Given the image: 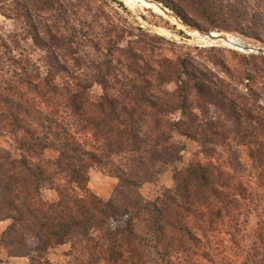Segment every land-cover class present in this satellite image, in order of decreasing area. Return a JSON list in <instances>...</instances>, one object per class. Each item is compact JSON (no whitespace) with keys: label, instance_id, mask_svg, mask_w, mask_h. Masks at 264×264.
Returning a JSON list of instances; mask_svg holds the SVG:
<instances>
[{"label":"trees","instance_id":"16d2710c","mask_svg":"<svg viewBox=\"0 0 264 264\" xmlns=\"http://www.w3.org/2000/svg\"><path fill=\"white\" fill-rule=\"evenodd\" d=\"M155 1L201 31L232 22L246 36L264 34V12H250L262 11L264 0H179L204 26L187 20L181 4L176 9L171 0ZM61 3L12 0L15 19L23 17L33 45L47 53V69L42 73L15 59L9 49L5 64L13 70L0 80V138L13 143L9 150L0 149V222H9L0 244L7 258L52 264L50 251L69 245L73 264L213 261L212 240L242 227L247 199L236 177L259 171L264 178V147L250 152L249 168L230 159L228 173L209 162L176 169L184 147L174 135L189 137L185 120L175 117L186 108L180 76L172 95L128 68L135 74L127 78L128 90L111 94L106 77L113 76L112 70L94 80L69 72L59 53L72 47V39L62 33L71 14ZM94 83L104 90L98 98L89 93ZM203 139L198 143L211 155L213 142ZM168 167L174 170V186L154 200L143 198L142 186L155 184ZM92 168L117 179L107 201L88 188ZM45 189L56 192L55 202L43 199ZM263 234L241 264H264Z\"/></svg>","mask_w":264,"mask_h":264},{"label":"rangeland","instance_id":"374dc122","mask_svg":"<svg viewBox=\"0 0 264 264\" xmlns=\"http://www.w3.org/2000/svg\"><path fill=\"white\" fill-rule=\"evenodd\" d=\"M60 1L64 3H61L62 10L66 9L71 14L62 33L66 39H72V47L71 50L66 47L59 53V56L65 55L64 66L69 72L94 80L96 75H106L112 70L113 76L110 73L106 77L107 92L111 94L128 90L130 80L127 78L135 75L128 68L146 75L145 78L153 80L155 85L162 84L161 89L172 95L179 85L176 79L180 76L186 87V108L183 116L177 113L175 117L185 120L189 137L174 135V141L184 147L183 163L175 165L176 169L209 162L228 173L232 170L230 159L250 167V152L264 147V55L199 42L191 32L229 36L242 46L258 48H264L263 33L258 35L260 39H256L255 33L246 36L241 26L232 22L221 24L220 29L208 28L207 31L186 24L193 28L188 32L176 20L139 3L131 4L129 0ZM171 1L176 9L181 4L180 10L187 20L204 26L193 12L183 7L182 2ZM253 10L250 12H264V9ZM15 18L12 0H0V80L7 78L6 73L13 70L8 63L5 64L9 49L10 56L15 59L38 67L42 73L47 69V53L33 45L23 17ZM37 21L43 23V20ZM107 61L113 66L111 69L106 68ZM58 78L61 80L65 76ZM162 80L170 81L163 84ZM103 91L95 83L89 89L94 98L100 97ZM202 138L213 142L211 155L202 151L198 143ZM12 144L10 138H0L1 150H9ZM46 156L56 157L52 153H46ZM238 174L240 177H236V181L245 188L247 199L240 220L242 227L237 233H220L217 239L212 240L211 247L217 257L209 263L197 258L199 264H241L245 255L253 253L252 248H256L259 232L264 233V178L258 176L259 171ZM174 183V170L168 167L155 184H144L140 193L143 198L154 200L163 190L172 188ZM116 185L117 179L107 172L98 168L89 171L88 188L100 199L109 200ZM42 197L47 202L57 200L56 192L48 189L42 191ZM6 223L8 226L9 222ZM3 226L0 224V235L4 231ZM214 243L217 244L215 248ZM69 252V245L52 249L49 259L52 264H73ZM25 263L28 264L27 259ZM0 264H14L7 260L1 244Z\"/></svg>","mask_w":264,"mask_h":264},{"label":"bare ground","instance_id":"6f19581e","mask_svg":"<svg viewBox=\"0 0 264 264\" xmlns=\"http://www.w3.org/2000/svg\"><path fill=\"white\" fill-rule=\"evenodd\" d=\"M129 2L131 4H136L137 3L141 4L142 6H145L146 8H150L152 9L155 13L161 14L163 16L166 17L165 13L162 11V8L160 6H158L155 3H151L149 1L146 0H129ZM169 19L173 20V18L168 17ZM191 32V31H188ZM191 34L193 35L194 39L198 40L199 42L202 41L206 44H216V45H220L223 47H227V48H232V49H236L239 51L244 50L243 46L241 44L238 43V41L234 40L232 37H223L221 35H217V34H212V38L210 37H206L203 35L198 34L197 32H191Z\"/></svg>","mask_w":264,"mask_h":264},{"label":"water","instance_id":"95a60500","mask_svg":"<svg viewBox=\"0 0 264 264\" xmlns=\"http://www.w3.org/2000/svg\"><path fill=\"white\" fill-rule=\"evenodd\" d=\"M148 1H151V3H155V4L159 5L162 8V11L165 13V15L167 17H170V18H173L174 20H176L178 22V24L181 26V28H183L185 31H191L193 29V28L189 27L188 25H186L184 22H181L180 19L176 15L171 13L166 8L162 7L160 4H158V3H156L155 1H152V0H148ZM203 36L212 38V33H205V34H203ZM243 49L246 52H248V53H257V54L264 55V48L243 46Z\"/></svg>","mask_w":264,"mask_h":264},{"label":"crops","instance_id":"0c3cea01","mask_svg":"<svg viewBox=\"0 0 264 264\" xmlns=\"http://www.w3.org/2000/svg\"><path fill=\"white\" fill-rule=\"evenodd\" d=\"M0 224L4 225L2 227V231L6 228L7 223L6 222H0ZM7 260L11 261L14 264H26L24 258H7Z\"/></svg>","mask_w":264,"mask_h":264}]
</instances>
